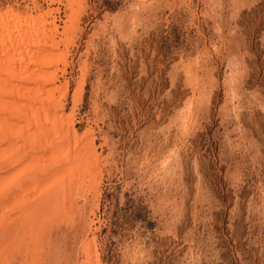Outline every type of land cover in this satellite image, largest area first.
Instances as JSON below:
<instances>
[{"label": "rangeland", "instance_id": "1", "mask_svg": "<svg viewBox=\"0 0 264 264\" xmlns=\"http://www.w3.org/2000/svg\"><path fill=\"white\" fill-rule=\"evenodd\" d=\"M78 2L61 79L68 113L84 80L101 196L97 216L85 186L54 217L41 264L81 263L91 218L100 264H264V0Z\"/></svg>", "mask_w": 264, "mask_h": 264}, {"label": "bare ground", "instance_id": "2", "mask_svg": "<svg viewBox=\"0 0 264 264\" xmlns=\"http://www.w3.org/2000/svg\"><path fill=\"white\" fill-rule=\"evenodd\" d=\"M79 3L48 0L46 11L0 10V264H14L23 252L22 264H41L54 217L66 215L82 187L95 201L92 216L99 210L101 154L93 128L81 135L75 130L84 80L68 113V80L61 79ZM57 4L70 11L63 26ZM89 227L79 264H100L94 237L99 227L92 218Z\"/></svg>", "mask_w": 264, "mask_h": 264}]
</instances>
